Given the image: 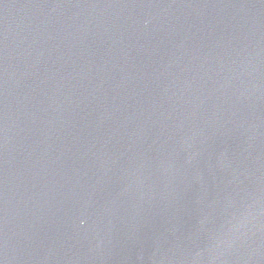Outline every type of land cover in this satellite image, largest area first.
<instances>
[{"label":"water","instance_id":"obj_1","mask_svg":"<svg viewBox=\"0 0 264 264\" xmlns=\"http://www.w3.org/2000/svg\"><path fill=\"white\" fill-rule=\"evenodd\" d=\"M0 264H264V0H0Z\"/></svg>","mask_w":264,"mask_h":264}]
</instances>
